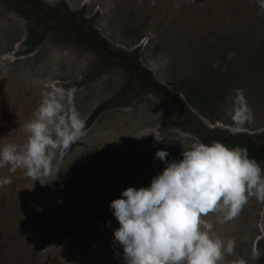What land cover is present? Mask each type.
Instances as JSON below:
<instances>
[{
  "label": "rangeland",
  "instance_id": "obj_1",
  "mask_svg": "<svg viewBox=\"0 0 264 264\" xmlns=\"http://www.w3.org/2000/svg\"><path fill=\"white\" fill-rule=\"evenodd\" d=\"M35 1L0 0V147L26 141L25 123L54 89L66 100L74 90L85 134L58 153L49 184L0 167V178H12L0 186V264H125L110 202L150 185L165 167L158 149L178 161L204 141L189 123L170 122L163 98L91 38L137 60L203 126L264 145V8L258 0ZM42 18L47 28L32 49ZM218 215L205 218L235 242L218 264H264V198L253 194L223 223Z\"/></svg>",
  "mask_w": 264,
  "mask_h": 264
},
{
  "label": "clouds",
  "instance_id": "obj_2",
  "mask_svg": "<svg viewBox=\"0 0 264 264\" xmlns=\"http://www.w3.org/2000/svg\"><path fill=\"white\" fill-rule=\"evenodd\" d=\"M264 8V0H258ZM232 55L231 53L229 54ZM64 89L42 95L41 102L25 123L23 144L0 147V167L23 174L41 185L57 168L58 153L69 151L85 134L84 120L72 103V92ZM169 153L158 149L154 158L163 170L150 185L128 187L110 208L119 227L115 241L123 248L125 264H218L223 253H231L234 240L222 239L206 219L219 213L223 223L235 217L248 198H264V168L250 158L244 146L228 147L219 140L194 142L183 150L182 159L167 160ZM11 175L0 178L10 184ZM235 264H245L243 259Z\"/></svg>",
  "mask_w": 264,
  "mask_h": 264
},
{
  "label": "trees",
  "instance_id": "obj_3",
  "mask_svg": "<svg viewBox=\"0 0 264 264\" xmlns=\"http://www.w3.org/2000/svg\"><path fill=\"white\" fill-rule=\"evenodd\" d=\"M24 1L29 4H34L36 2L35 0ZM38 10H41V6H39ZM45 20L46 19L43 18L40 19L35 26L33 34L31 35L33 38L30 41V48L32 49H34L37 44H39L40 37L47 28ZM91 42L93 46H95L97 50H99L104 56L118 60L121 64L130 69L132 73L139 74L142 82L163 98L168 110L170 122H184L185 124L189 123L194 127L197 134L206 144H210L213 141L219 140L228 147L240 145L247 148L250 158H254L256 161L264 158V145H258L248 139L240 140L236 137V135L230 134L227 131L211 129L203 126L198 118L189 110V108L183 103V101L179 99L178 96L169 92L163 84L151 79L149 73H143L137 60L132 59L128 53L112 48L98 35H94L91 38ZM126 92L127 91L125 88L122 94ZM262 243H264V239Z\"/></svg>",
  "mask_w": 264,
  "mask_h": 264
}]
</instances>
